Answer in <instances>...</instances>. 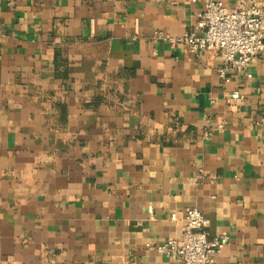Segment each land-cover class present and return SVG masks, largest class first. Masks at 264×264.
<instances>
[{
	"label": "crops",
	"instance_id": "crops-1",
	"mask_svg": "<svg viewBox=\"0 0 264 264\" xmlns=\"http://www.w3.org/2000/svg\"><path fill=\"white\" fill-rule=\"evenodd\" d=\"M201 7L0 0V264H181L153 247L192 206L213 264H264V53L227 81L158 37Z\"/></svg>",
	"mask_w": 264,
	"mask_h": 264
},
{
	"label": "built area",
	"instance_id": "built-area-1",
	"mask_svg": "<svg viewBox=\"0 0 264 264\" xmlns=\"http://www.w3.org/2000/svg\"><path fill=\"white\" fill-rule=\"evenodd\" d=\"M194 1L202 4L194 29L182 36L159 31L158 37L170 41L172 46L185 44L195 52L200 49L221 50L223 65L219 72L227 81L231 69H245L256 55L264 53V6L259 0L237 6H228L221 0ZM240 96L239 91L231 95L232 98ZM171 218L177 219V213L173 212ZM205 226L203 211L195 206L188 207L181 235L153 248L179 259L181 264H213L229 238L227 235L210 237Z\"/></svg>",
	"mask_w": 264,
	"mask_h": 264
}]
</instances>
